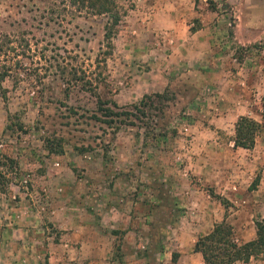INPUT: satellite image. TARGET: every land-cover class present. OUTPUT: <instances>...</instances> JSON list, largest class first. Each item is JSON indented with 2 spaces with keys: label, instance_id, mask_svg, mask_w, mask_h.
<instances>
[{
  "label": "rangeland",
  "instance_id": "rangeland-1",
  "mask_svg": "<svg viewBox=\"0 0 264 264\" xmlns=\"http://www.w3.org/2000/svg\"><path fill=\"white\" fill-rule=\"evenodd\" d=\"M113 1L120 20L111 53L95 70L106 15L67 0H0V38L14 47L0 54L11 74L0 94V264H202L192 245L222 219L236 242L254 237L260 217L248 191L259 168L207 160L203 142L227 146L235 122L220 112V83L206 81L208 65L239 87L255 78L264 86V0ZM174 24L186 29L181 37L200 29L193 51L173 40ZM237 56L254 62L247 80L236 74ZM65 65L84 70L96 94L79 82L65 94L57 72ZM165 88L173 98L162 111L131 116L133 125L114 131L90 118L96 96L133 111L143 94ZM56 143L61 152H49ZM236 164L246 172L240 193L214 192L217 176L240 177Z\"/></svg>",
  "mask_w": 264,
  "mask_h": 264
},
{
  "label": "trees",
  "instance_id": "trees-1",
  "mask_svg": "<svg viewBox=\"0 0 264 264\" xmlns=\"http://www.w3.org/2000/svg\"><path fill=\"white\" fill-rule=\"evenodd\" d=\"M68 4L78 11L84 10L86 13L91 15H106L107 20L103 27V44L99 49L98 55L95 59V70L100 66H104L105 59L108 57L112 50L111 39L114 34L115 26L120 20V13L117 9V5L113 0H67ZM12 41L6 36L0 38V54H5L7 51L14 50L11 45ZM241 56H237V60L240 61ZM10 66L0 63V94L2 98H5L4 91L1 83L10 74ZM58 76L65 81L67 84L64 88L65 94H67L70 82H79L81 87H85L86 90H90L93 94L94 87L91 86L90 79L86 77V73L80 67L71 66L70 68L65 66H57ZM98 77L100 73L97 71ZM102 78V77H101ZM96 80V77H93ZM99 79V78H98ZM101 80V79H99ZM173 97L169 95L168 89H164L161 92H153L149 94H143L141 98L132 105L133 111L124 109L122 106H117L113 101L102 100L96 96V110L99 115L95 112L90 115V118L104 124L106 127L117 131L122 125H133V121L129 117H133L135 120H139L143 116H148L150 113H146L148 110L162 111L164 101L170 100ZM134 112V113H133ZM75 114V113H74ZM260 123L248 116H238L233 125V136L232 146L234 148L250 149L254 143V137ZM161 136L163 133H159ZM60 140L59 138L56 139ZM55 146L58 148L48 145L49 152L60 153L61 147L59 143ZM11 163L12 160L7 158ZM5 182L4 175L0 174V183ZM211 196H215L214 193L210 192ZM219 202L224 206L225 201L216 196ZM254 237L244 242H236L233 237L232 227L224 219L213 225L211 230L204 234L197 236L193 245L192 251L199 253L202 264H232L234 262H248L250 258L260 257L264 259V219L254 220ZM176 254L172 255L174 262Z\"/></svg>",
  "mask_w": 264,
  "mask_h": 264
},
{
  "label": "crops",
  "instance_id": "crops-1",
  "mask_svg": "<svg viewBox=\"0 0 264 264\" xmlns=\"http://www.w3.org/2000/svg\"><path fill=\"white\" fill-rule=\"evenodd\" d=\"M175 23H176V20H175ZM182 31H186V29L183 28L180 30V28L178 29L174 24L171 27L170 35L172 36L173 40L176 39L175 37L177 36L178 38H181V39L177 38L178 42L180 44L185 45V48L187 50L188 49L192 50L195 43L191 41V39L196 38L197 35L200 34L199 33L200 29L192 33L190 37L184 34H182L184 35V37H181L179 33H182ZM209 37L211 36H208L206 38H209ZM175 43H174V47H175ZM207 51H204V52H207ZM214 52L215 51H211L212 56H214L213 55ZM201 54H203V52H201ZM206 55L210 56L208 53H206ZM238 62H241V60ZM237 65H238L239 71L236 72V74H242L241 77H243L245 80L249 79L250 73H248V69L250 70L251 68H253L254 62H252V66H249L243 61L239 64L237 63ZM212 68H213L212 65H208L206 81L207 82L209 81L210 84L212 83L214 85L216 82L220 83L218 86H216V91H215L218 94L216 95V98L219 99L218 106H219L220 112L226 115L233 114V117L235 116L234 121L237 119L238 116H241V115L248 116L254 119L255 121H257L258 123H260V125L263 124V126H261V131H259L255 135L253 146L250 149H244V148H239V147L234 148L232 146L231 140H229L227 144L228 147L224 145L223 143H221V140L219 139L205 140L203 143L207 147H209V149L207 150L208 152L205 153V157L207 160L213 159L214 157H218V156H223L225 158L227 157H231L234 159L236 158L239 160V162L246 164L247 169L249 168L251 170L253 169L252 172H254L255 169L259 168L260 173L258 175L257 182L255 183L254 188L248 191V194H251V197L254 198L255 205H254L253 210L255 212L258 211L259 217L261 219H264V117H262L260 110H257L258 107H256V104H258V102L255 101V98H257V101L261 99L259 94L264 95V86L262 85L261 87L260 82L258 83V81H256V78H255V81L249 86L244 85L242 80H238L239 83L241 82V84L243 85V87H239L238 85H234L236 81H233V83H231V80L236 78L235 76L232 75V77H230L228 75H225V76H222L220 74L218 75L217 73L213 72ZM230 87H231V90L229 91L228 89H230ZM246 96H250V97L256 96V97H253L254 98L253 100L249 99L246 101L245 99ZM262 102H264V96H263ZM210 147L212 149H210ZM246 152H249V155L247 157H245V155L247 154ZM240 154L242 157L238 158L237 156ZM235 162L236 160L233 161L232 165H234ZM240 167L241 166L238 165L236 167L237 169H235L238 172H241L240 173L241 175L238 179H235V178L227 179L226 175L224 174L217 176L214 180L216 183V186L214 187L215 189L213 191L227 193L230 190L229 188H232L237 193H240L241 188H243L241 187L240 180H245L244 177H246V172L242 170L240 171ZM216 179L219 181L217 182Z\"/></svg>",
  "mask_w": 264,
  "mask_h": 264
}]
</instances>
